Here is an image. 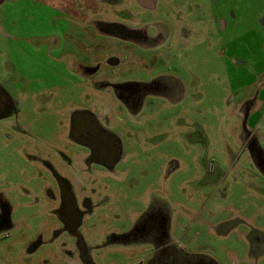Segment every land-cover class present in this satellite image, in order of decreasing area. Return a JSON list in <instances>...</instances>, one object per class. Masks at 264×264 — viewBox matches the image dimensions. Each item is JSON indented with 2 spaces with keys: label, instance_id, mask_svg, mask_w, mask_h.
<instances>
[{
  "label": "rangeland",
  "instance_id": "rangeland-1",
  "mask_svg": "<svg viewBox=\"0 0 264 264\" xmlns=\"http://www.w3.org/2000/svg\"><path fill=\"white\" fill-rule=\"evenodd\" d=\"M152 6L149 21L160 38L150 52L131 56L121 73L174 76L184 90L174 102L153 98L143 144L149 151L130 142L116 172L98 169L94 187L108 202L85 217L81 233L100 246L92 252L95 264H150L161 255L154 245H101L109 235L127 234L155 207L182 257L264 264V245L253 252L249 238L264 237V174L243 141L247 129L264 153V0H152ZM140 8L139 0H1L0 85L17 112L0 119V196L15 207L19 226L0 232V264H39L48 254L63 260L73 248L62 234L27 252L39 233L51 238L53 223L43 200L50 174L37 157L68 144L59 125L68 108L115 104L71 73L68 56L93 57L87 35H96L94 22ZM248 98L257 104L250 112L241 108ZM45 102L54 107L48 114Z\"/></svg>",
  "mask_w": 264,
  "mask_h": 264
},
{
  "label": "flooded vegetation",
  "instance_id": "flooded-vegetation-1",
  "mask_svg": "<svg viewBox=\"0 0 264 264\" xmlns=\"http://www.w3.org/2000/svg\"><path fill=\"white\" fill-rule=\"evenodd\" d=\"M139 4L140 11L132 16L119 13L117 18L106 14L108 19L94 22L97 27L96 35H87V42L95 45L93 57H90L88 51H83L81 55L84 61H74L70 57L71 52L69 53L68 67L71 73L81 82L91 83L98 93L111 95L115 104L108 100L107 105L100 104L99 107L98 103H81L68 108L65 118L59 122L64 130L61 139L68 144L60 148L52 147L54 153H48L49 156L37 157L50 174V183L44 189L43 200L48 206L47 214L52 217L53 223L50 225L51 238L45 241L43 234L39 233L29 241L27 252L32 254L62 234H68L73 241V248L64 251L66 257L63 260H56L58 258L48 254L39 264H95L92 252L100 246L85 239L81 226L85 217L108 202L94 187L98 182V169L106 173L116 172L118 164L125 157L127 147L130 148V142L135 147L142 142L140 149L149 151L143 144L149 142V124L153 123L149 109L154 111L153 98L164 97L174 102L184 90L174 76L160 73L149 78L140 74L141 71L132 75L121 73L124 65L130 64L131 56L150 52L160 38L149 21L152 0H139ZM121 14L125 20H122ZM53 42L51 49L58 46ZM61 46L59 45L60 48ZM90 59L92 62L88 63ZM176 70L175 66L173 73L178 75ZM15 102L11 93L0 85V119L16 114ZM256 105V98L241 102V108H246L244 110L248 112ZM43 109L42 112L48 114L54 107L51 102H45ZM15 127L19 129L18 126ZM243 137L251 158L264 174V153L260 152L256 138L247 129ZM35 201L40 200L36 197ZM14 208L11 201L0 196V232L19 226L14 221ZM167 221L162 211L154 207L136 220L127 234L109 235L101 246L122 244L123 241L130 244L145 242L147 245H154L155 252L161 253L160 259L150 264H207L194 257L179 255L165 232ZM249 238L253 252L264 245V237L259 233L252 232Z\"/></svg>",
  "mask_w": 264,
  "mask_h": 264
}]
</instances>
